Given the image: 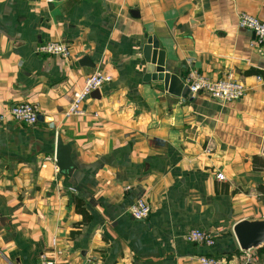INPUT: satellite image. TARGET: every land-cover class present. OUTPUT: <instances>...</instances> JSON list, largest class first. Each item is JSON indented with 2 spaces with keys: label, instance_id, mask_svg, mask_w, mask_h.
<instances>
[{
  "label": "crops",
  "instance_id": "1",
  "mask_svg": "<svg viewBox=\"0 0 264 264\" xmlns=\"http://www.w3.org/2000/svg\"><path fill=\"white\" fill-rule=\"evenodd\" d=\"M240 13L264 20V0H0V114L27 102L42 118L0 127V264H245L234 228L264 221V57ZM152 37L182 80L236 79L245 96L183 99L144 81ZM58 41L69 59L40 52ZM96 70L112 82L67 117ZM140 198L146 221L129 213ZM193 229L215 245L188 243Z\"/></svg>",
  "mask_w": 264,
  "mask_h": 264
},
{
  "label": "built area",
  "instance_id": "2",
  "mask_svg": "<svg viewBox=\"0 0 264 264\" xmlns=\"http://www.w3.org/2000/svg\"><path fill=\"white\" fill-rule=\"evenodd\" d=\"M239 27L251 32L255 36L254 47L257 53L264 57V20L246 13L239 15ZM40 52L45 55L59 57L67 60L71 56L69 46L63 42H48L40 48ZM261 80L260 77H258ZM112 77L102 71L96 70L86 79L83 88L74 93L73 101L68 107L65 115L67 117L74 115H84L83 104L96 90H101L106 84L112 82ZM189 87L192 95L207 94L217 101L224 103L241 100L246 94V87L242 82L229 78L227 80H211L197 71H190L183 80ZM41 111L39 107L31 103H20L14 105L8 112L0 114V127L8 121L25 123L29 126H35L39 123ZM218 180H225L223 174H218ZM130 215L137 221H146L152 214V207L145 198L138 199L129 209ZM185 240L192 244H201L208 247L215 245V237L208 231L202 229H193L185 235ZM246 259L245 264H258L259 257L254 252L242 251ZM201 264H232L226 257L201 256ZM39 264H56L55 260L42 255Z\"/></svg>",
  "mask_w": 264,
  "mask_h": 264
},
{
  "label": "water",
  "instance_id": "3",
  "mask_svg": "<svg viewBox=\"0 0 264 264\" xmlns=\"http://www.w3.org/2000/svg\"><path fill=\"white\" fill-rule=\"evenodd\" d=\"M143 57L147 64L144 81H163L166 91L176 97L188 99L191 92L183 80L167 69L166 53L161 49L156 39L149 38L143 47ZM87 58H85L86 61ZM99 93L96 90L91 96ZM42 118L39 116V120ZM70 164V148L64 146L61 139L57 142V165L61 171H66ZM6 217L0 218V223H5ZM242 251L256 250L264 246V221H243L234 228Z\"/></svg>",
  "mask_w": 264,
  "mask_h": 264
},
{
  "label": "trees",
  "instance_id": "4",
  "mask_svg": "<svg viewBox=\"0 0 264 264\" xmlns=\"http://www.w3.org/2000/svg\"><path fill=\"white\" fill-rule=\"evenodd\" d=\"M255 161H257V158H256V157L254 158V162H255ZM262 167H264V164L262 165ZM78 205H79V202H78ZM79 212L84 216V219L87 218V213H86L85 209H82V208L80 207ZM263 248H264V247H263ZM263 248H262V249H263Z\"/></svg>",
  "mask_w": 264,
  "mask_h": 264
}]
</instances>
